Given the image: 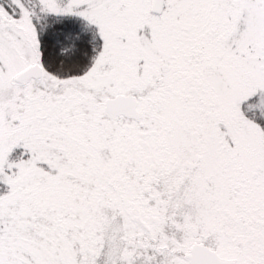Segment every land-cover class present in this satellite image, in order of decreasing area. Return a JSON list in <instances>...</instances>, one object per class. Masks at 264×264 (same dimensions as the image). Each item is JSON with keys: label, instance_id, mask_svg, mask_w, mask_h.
Instances as JSON below:
<instances>
[{"label": "snow or ice", "instance_id": "1", "mask_svg": "<svg viewBox=\"0 0 264 264\" xmlns=\"http://www.w3.org/2000/svg\"><path fill=\"white\" fill-rule=\"evenodd\" d=\"M0 264H264V0H0Z\"/></svg>", "mask_w": 264, "mask_h": 264}]
</instances>
